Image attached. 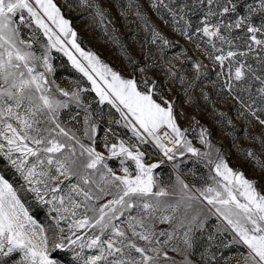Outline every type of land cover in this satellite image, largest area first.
Listing matches in <instances>:
<instances>
[{
	"label": "snow or ice",
	"instance_id": "snow-or-ice-1",
	"mask_svg": "<svg viewBox=\"0 0 264 264\" xmlns=\"http://www.w3.org/2000/svg\"><path fill=\"white\" fill-rule=\"evenodd\" d=\"M80 3L94 8L100 21L106 18L95 0ZM163 4L164 0H156L152 8L158 10ZM230 4L228 0L223 13L235 11V5L230 8ZM67 6L71 8L70 3ZM129 7L136 9L137 20L150 32L152 45L159 42L161 52L163 46H171L172 42L150 25L139 4ZM259 8L264 10V0ZM254 11L256 8L249 6V14L234 23L249 34L243 41L246 51L233 50V41L224 34L233 24L209 22L215 15L211 9L195 31L208 38L211 50L204 49V54L220 67L219 74L224 77L221 90L244 109L238 115L247 113L260 126L256 134L246 135L258 149H243L242 154L264 171L259 159L264 153V16L256 26L251 20ZM33 25L32 39H24L21 26ZM36 30L47 38L40 54L33 46L40 42ZM177 30L192 39L189 31ZM76 37L71 21L54 0H0V165L12 170L11 177L0 171V264H64L62 257L68 253L73 257L71 264H215L214 254L207 260L203 259L207 253L200 261L192 259L193 235L204 227L208 214L216 215L223 230L234 234V243L245 246L246 254L237 257L242 264H264L261 182L231 168L219 149L201 154L194 148L178 126L172 104L157 93L154 79H138L134 72L124 76L81 48ZM223 45H228L226 52ZM52 49L63 52L83 73L101 104L107 102L120 113L135 141L154 143L168 160H173L178 150L180 155L184 151L203 155L214 175L202 186L189 185L179 176L174 184L163 185L153 172L160 165L146 163V152L133 151L132 144L123 140L105 144L111 157H121L120 171H113L103 154L61 121V111L70 101L80 103L81 90L70 93L53 87L55 82L49 78ZM253 52L259 72L247 59ZM193 67L196 75L202 74L200 61ZM169 75L178 76L171 70ZM178 79L183 82V77ZM253 80L262 85L255 93L250 90ZM243 92L249 93L247 97ZM252 119L247 121L249 125ZM85 125L83 136L91 140L96 126L87 112ZM206 132H200L201 143H208ZM126 161L134 165V171L131 165L125 166ZM26 192L51 205L50 211L56 214L54 225L46 228L37 222L24 199ZM165 224L171 231L160 227ZM85 249L91 254L85 255ZM169 250L180 259L169 256Z\"/></svg>",
	"mask_w": 264,
	"mask_h": 264
},
{
	"label": "rangeland",
	"instance_id": "rangeland-1",
	"mask_svg": "<svg viewBox=\"0 0 264 264\" xmlns=\"http://www.w3.org/2000/svg\"><path fill=\"white\" fill-rule=\"evenodd\" d=\"M155 2L156 0H95V3L107 13L106 18L100 21L95 15V9H89L81 4L80 0H54V3L61 8L64 17L71 21V27L77 33L76 40L81 48L95 53L104 63L114 70L121 71L126 77L134 72L138 79H154L157 93L163 95L165 100L172 104L177 124L194 148H197L201 154L209 151L215 153V150L219 149L231 168L242 171L248 179L260 181L259 186L264 188V171L258 170L255 160L246 158L242 154L243 149H258L259 145L246 138V135L256 134L260 126L247 113L244 116L238 115V111L244 109L226 90L220 88L224 80L219 74L220 67L204 54V49L211 50L208 38L203 36L202 32H196V27L192 25L201 8L200 0H164V4L160 5L158 10L152 8V3ZM251 2L253 4L249 3L250 6L255 5L256 8L251 18L264 16V10L259 8L260 0ZM69 3L71 8L67 6ZM129 4L141 6L150 25L172 42L170 47L163 46L161 52L159 42L157 45L151 44L150 32L137 20L136 9L129 7ZM122 11L126 15H121ZM181 16L184 17L183 20L180 19ZM21 27L23 38L31 40L35 25L31 28ZM177 29L189 31L192 39L189 40ZM224 34L233 41V50L246 51L243 41L247 37V32L242 27L236 28L233 25ZM35 35L40 42H34L33 46L37 54H40L42 45L47 43V38L39 30H36ZM217 43L219 46V42ZM197 44L200 45L199 48L196 47ZM67 47L77 59L87 63L70 44ZM223 47L226 52L228 45ZM50 55L53 71L49 74V78L55 82L53 87L59 86L70 93L81 90L80 103L70 101L69 107L61 111V121L81 136L85 144L95 147L96 151L103 154L105 162L113 171H120L121 157H111L105 144H119L123 140L126 144H132L133 151L146 152V163L160 165L153 172L157 181L163 185L174 184L176 177L179 176L189 185L202 186L210 174L214 175L210 173L211 165L203 155L196 156L187 151L180 155L178 150L175 158L168 160L154 143L141 144L135 141L131 131L124 127L125 122L121 119L120 113L107 102L103 104L99 102V97L91 90V83L72 65L68 57L56 49H52ZM254 56V52L249 53L247 59L259 72V61L254 60ZM197 61L202 64L200 75H196L193 67ZM169 70L183 77V82L178 76L169 75ZM261 86L259 81L253 80L250 90L255 93ZM248 94V92L242 93L244 97ZM60 98L68 99L63 96ZM86 112L90 121L96 126V132L92 133L91 140L83 136ZM222 113L226 114V117L222 116ZM249 119H252V125L247 123ZM228 120L232 123L229 124ZM202 129L207 130L205 135L207 144L201 143ZM209 144L212 146L211 149L208 147ZM259 159L264 163V153L259 155ZM130 165V161L125 162V166ZM131 166L134 171V165ZM0 171L12 176V170L6 165H0ZM71 182L74 183L75 180ZM68 183L69 181H65V184ZM24 199L38 223L46 228L55 224L56 214L50 211L51 205L40 203L31 192H26ZM160 227L171 231V227L167 224ZM233 235L230 230H223L222 222L216 215L208 214L204 227L197 229L193 235L192 259L200 261L202 254L207 253L203 259H210L214 254L215 264H242L237 257L240 253L246 254L247 250L242 244L233 242ZM89 254H91L90 250L85 249V255ZM169 256L180 259L179 255L171 250ZM62 258L64 264H71L73 259L71 253Z\"/></svg>",
	"mask_w": 264,
	"mask_h": 264
},
{
	"label": "trees",
	"instance_id": "trees-1",
	"mask_svg": "<svg viewBox=\"0 0 264 264\" xmlns=\"http://www.w3.org/2000/svg\"><path fill=\"white\" fill-rule=\"evenodd\" d=\"M251 1L252 0H231V4L228 6L231 8L232 5H235V11L223 13V6L228 4V0H212L211 4L208 3V0H200L199 4L201 5V8L199 9L200 11H198L194 21H192V25L195 27H202V21L204 20L205 16L208 15L210 9L215 12V15L209 17V22L221 20L223 23H230L234 25V22L238 18L247 16L248 8L252 3ZM260 17L261 16H256L255 18H251L252 22H254L256 26H259ZM242 28L246 31L245 27L242 26ZM248 35L249 34L247 33V36Z\"/></svg>",
	"mask_w": 264,
	"mask_h": 264
}]
</instances>
